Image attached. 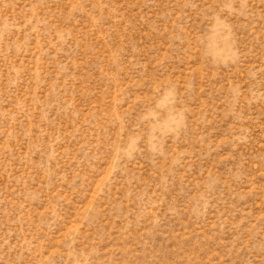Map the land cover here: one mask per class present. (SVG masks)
I'll return each mask as SVG.
<instances>
[{
    "label": "rangeland",
    "instance_id": "374dc122",
    "mask_svg": "<svg viewBox=\"0 0 264 264\" xmlns=\"http://www.w3.org/2000/svg\"><path fill=\"white\" fill-rule=\"evenodd\" d=\"M0 264H264V0H0Z\"/></svg>",
    "mask_w": 264,
    "mask_h": 264
}]
</instances>
